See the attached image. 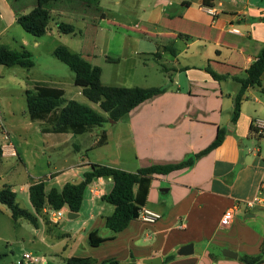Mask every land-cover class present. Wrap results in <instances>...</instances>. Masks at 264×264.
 <instances>
[{
  "label": "crops",
  "instance_id": "crops-1",
  "mask_svg": "<svg viewBox=\"0 0 264 264\" xmlns=\"http://www.w3.org/2000/svg\"><path fill=\"white\" fill-rule=\"evenodd\" d=\"M210 9L215 15L208 13ZM142 13L140 34L154 43V50L147 55L167 66L162 70L168 81L159 86L165 92L137 106L123 122L128 132L129 167H121L120 144L115 159L107 157L95 165L135 173L151 165L177 164L208 147L218 130H224L225 136L221 145L196 159L191 167L151 178L143 207L161 215L154 224L132 220L123 231L109 232L105 219L114 207L103 201V196L110 192L113 181L94 179L86 188L79 212L74 213L77 217L68 219L65 235L75 248L71 257L92 258L95 264L105 260L144 264L155 258L161 264H245L241 256L259 255L264 241V129L257 124L264 123V72L261 88L246 90L235 122L232 113L238 80L246 77V70L264 47V0H146ZM56 14L63 16L60 11ZM207 66L226 79L214 80ZM28 84L25 91L34 86ZM78 95L82 96L80 89ZM2 124V134L8 135L9 141L3 138L0 143V159H20L19 148L11 143ZM38 125L47 140L43 149L59 148L67 139L83 135L42 133L43 123ZM79 150L80 145L73 146L72 151ZM92 164L81 158L67 167V179L61 181L58 171L49 178L59 184L79 182ZM257 196L261 203L244 206ZM228 210L232 218L222 224ZM43 224L39 215L38 232H44ZM92 231H98L105 241L97 247L88 245L89 251L94 248L98 254H83L78 249L84 250ZM77 237L82 239L79 245ZM189 244L192 254L178 255ZM224 250L236 257L225 256ZM66 259L55 251L48 261L41 260L65 264Z\"/></svg>",
  "mask_w": 264,
  "mask_h": 264
},
{
  "label": "rangeland",
  "instance_id": "rangeland-1",
  "mask_svg": "<svg viewBox=\"0 0 264 264\" xmlns=\"http://www.w3.org/2000/svg\"><path fill=\"white\" fill-rule=\"evenodd\" d=\"M144 3L146 0L52 1L44 6L52 11L48 31L36 37L26 33L14 20V16L30 12L36 6V0H0V46L16 51L23 46L31 53L34 63L29 69L0 65V122L6 127L11 143L21 152L20 159L18 156L0 159V188L10 185L19 207L31 210L28 187L33 182L43 179L47 190L60 189L64 183L50 179V173L58 171L57 176L62 181L68 178L67 167L81 158L94 164L107 157L115 159L118 144L123 151L121 167H129L128 132L123 123L127 115L120 123L108 120L90 133L67 139L59 148L43 149L42 143L47 144V140L39 133L38 122L31 123L28 119L24 89L28 81V85L41 83L60 88L64 90L66 99L81 101L101 113L96 104L78 95L79 88L74 85L73 72L53 55L58 46L81 55L93 66L99 67L103 85L140 88L164 85L168 81L162 70L167 68L166 63L147 55L154 48V43L140 34L142 28L139 26L142 24L138 19L143 16ZM57 11L63 16L56 14ZM56 22L71 24L74 34L59 33ZM1 128L0 143L4 137ZM101 132H105L106 142L98 145L96 140H99ZM75 145H80L79 152L72 151ZM67 214L63 212L56 226H52L41 214L44 222L42 233L24 218L14 220L8 207L0 204V264H24L26 253L40 259L35 264H45L41 259L48 261L55 251L63 259L74 255L73 243L65 235L68 233ZM81 242L82 239L77 237V244ZM78 250L83 254L89 251L88 243L84 250ZM90 251L94 255L99 253L94 248Z\"/></svg>",
  "mask_w": 264,
  "mask_h": 264
},
{
  "label": "trees",
  "instance_id": "trees-1",
  "mask_svg": "<svg viewBox=\"0 0 264 264\" xmlns=\"http://www.w3.org/2000/svg\"><path fill=\"white\" fill-rule=\"evenodd\" d=\"M52 1L59 0H36V6L27 14L18 15L16 23L30 35L36 37L44 35L48 31V25L52 18L44 6ZM204 2L206 3V0ZM55 25L59 33L74 34V27L71 24L56 22ZM53 55L73 72L74 85L81 90L84 98L98 105L101 113L86 104L66 99L64 91L60 88L36 83L32 89L25 91L26 113L30 122L43 123V127L40 129L42 133L82 135L95 127H101L108 120L119 121L140 104L165 92L162 87L106 86L101 83V69L93 66L81 55L72 53L63 46L56 47ZM0 65L29 69L33 67L34 63L31 53L24 47L16 51L0 46ZM206 71L216 81L226 79V76L216 74L208 66ZM263 72L264 47L246 70V77L238 80L240 86L235 95L233 122L239 117L240 106L246 90L253 87L261 88ZM261 92L264 93L263 90ZM224 136L225 131L218 130L215 139L208 147L177 164L151 165L138 169L135 173L92 164L90 170L83 174L81 181L67 182L60 189L50 188L47 190L45 182L38 181L28 188V199L33 209L32 212L19 207L16 202V194L12 191L11 186L4 185L0 188V204L8 207L14 220L24 218L37 227L38 216L43 215L44 208L53 210L67 208L72 213H78L87 186L94 179L111 178L113 181L112 189L103 196V201L112 205L114 212L105 219V227L116 234L123 231L132 220L137 219L140 207L145 204L149 183L154 175H167L191 167L196 159L221 145ZM105 142L106 137L102 134L97 144L103 145ZM104 241L105 239L99 236L98 231H92L88 234L89 246L97 247ZM1 256L2 254H0ZM168 259H172V257ZM241 261L245 264L263 263L264 241L259 255H243ZM95 263L97 261L92 258L70 257L65 260V264ZM102 264L120 263L115 260H105Z\"/></svg>",
  "mask_w": 264,
  "mask_h": 264
},
{
  "label": "built area",
  "instance_id": "built-area-1",
  "mask_svg": "<svg viewBox=\"0 0 264 264\" xmlns=\"http://www.w3.org/2000/svg\"><path fill=\"white\" fill-rule=\"evenodd\" d=\"M208 13L211 15H215V11L214 10H208ZM231 32L236 33V30H231ZM259 125V127H261V129H264V123H257ZM4 140H8L9 141V137L8 135L4 134ZM92 193H95L91 190ZM261 198L260 197H255L251 200L245 201L244 202V206L246 208H251L259 203H261ZM43 214L46 216L47 220L49 223L56 225L62 218L63 216V208L59 209V210H53V209H49V208H44L43 209ZM161 218V215L149 210L145 207H140L139 211H138V217L136 220L144 223V224H154L156 223L159 219ZM232 218V211L228 210L223 214L221 223L222 224H228L230 222ZM24 264H35V263H39L40 259L33 256L30 253H26L24 254Z\"/></svg>",
  "mask_w": 264,
  "mask_h": 264
},
{
  "label": "water",
  "instance_id": "water-1",
  "mask_svg": "<svg viewBox=\"0 0 264 264\" xmlns=\"http://www.w3.org/2000/svg\"><path fill=\"white\" fill-rule=\"evenodd\" d=\"M67 217H68V219H73V218H76L77 215L72 213V212H68ZM192 252H193V246L191 244H189V245L183 246L179 250L178 255L185 256V255L192 254ZM223 254L227 257H232V258L236 257L235 254H233L232 252H229L227 250H224ZM144 264H161V263H160L159 258H155V259L145 260Z\"/></svg>",
  "mask_w": 264,
  "mask_h": 264
}]
</instances>
